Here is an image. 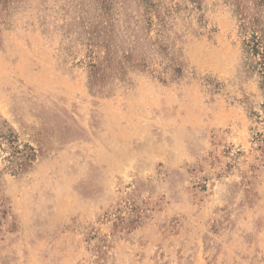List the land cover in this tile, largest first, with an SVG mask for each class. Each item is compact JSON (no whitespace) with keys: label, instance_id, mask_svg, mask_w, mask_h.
<instances>
[{"label":"rangeland","instance_id":"374dc122","mask_svg":"<svg viewBox=\"0 0 264 264\" xmlns=\"http://www.w3.org/2000/svg\"><path fill=\"white\" fill-rule=\"evenodd\" d=\"M264 0H0V264H264Z\"/></svg>","mask_w":264,"mask_h":264},{"label":"trees","instance_id":"16d2710c","mask_svg":"<svg viewBox=\"0 0 264 264\" xmlns=\"http://www.w3.org/2000/svg\"><path fill=\"white\" fill-rule=\"evenodd\" d=\"M251 41H252L250 42L251 49H253L255 52L261 50L259 54L261 55L262 61H264V44L261 45V43H258L257 40H251Z\"/></svg>","mask_w":264,"mask_h":264}]
</instances>
